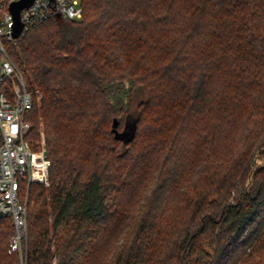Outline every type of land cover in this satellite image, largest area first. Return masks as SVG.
<instances>
[{
	"label": "trees",
	"instance_id": "1",
	"mask_svg": "<svg viewBox=\"0 0 264 264\" xmlns=\"http://www.w3.org/2000/svg\"><path fill=\"white\" fill-rule=\"evenodd\" d=\"M81 2L8 47L51 164L0 264H264V0Z\"/></svg>",
	"mask_w": 264,
	"mask_h": 264
},
{
	"label": "built area",
	"instance_id": "2",
	"mask_svg": "<svg viewBox=\"0 0 264 264\" xmlns=\"http://www.w3.org/2000/svg\"><path fill=\"white\" fill-rule=\"evenodd\" d=\"M18 0H0V216H8L15 225L11 247L24 253L23 240L28 229V196L21 198L23 185L48 183L51 160L44 140L35 148L28 138L27 112L38 95L27 86L24 74L9 53V44L32 26L52 16L79 19L81 0H34L21 10L24 24L19 38L13 37L14 16L10 9Z\"/></svg>",
	"mask_w": 264,
	"mask_h": 264
},
{
	"label": "water",
	"instance_id": "3",
	"mask_svg": "<svg viewBox=\"0 0 264 264\" xmlns=\"http://www.w3.org/2000/svg\"><path fill=\"white\" fill-rule=\"evenodd\" d=\"M34 0H18L11 4L10 9L14 16V26H13V37L19 38L23 32L24 24L21 21V10L24 7H28L33 3ZM129 131L130 125L128 124Z\"/></svg>",
	"mask_w": 264,
	"mask_h": 264
},
{
	"label": "rangeland",
	"instance_id": "4",
	"mask_svg": "<svg viewBox=\"0 0 264 264\" xmlns=\"http://www.w3.org/2000/svg\"><path fill=\"white\" fill-rule=\"evenodd\" d=\"M38 96H39V95H38ZM39 97H40V96H39ZM39 97H38V98H39ZM129 125H130V129L133 128V122H132V120L130 121ZM46 184H47V183H46ZM14 229H15V228H14ZM15 231H16V230H15ZM14 234H15V232H14ZM26 236H27L26 240H25V239L23 240V244H24V249H25V250L27 249L28 234H26ZM21 264H26V260H25V259H22Z\"/></svg>",
	"mask_w": 264,
	"mask_h": 264
}]
</instances>
